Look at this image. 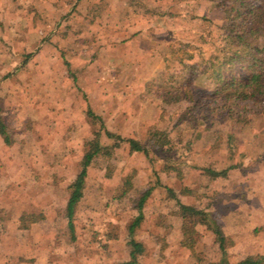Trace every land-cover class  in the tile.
I'll return each mask as SVG.
<instances>
[{"label":"rangeland","instance_id":"374dc122","mask_svg":"<svg viewBox=\"0 0 264 264\" xmlns=\"http://www.w3.org/2000/svg\"><path fill=\"white\" fill-rule=\"evenodd\" d=\"M51 1L46 2L44 0L42 2V5H45L44 9L42 13L36 12L35 19H53V21L60 23L59 26L53 29L48 27L46 30L59 31L62 38L61 43H73L77 37L85 33L93 41L96 37L94 34L96 20H100V23L118 20L117 26L108 30L109 34H112V38L111 35L109 36L103 31L104 42L101 46L108 47L110 51L114 45L120 43L123 46L120 52L126 53L128 50L124 45H130L129 50L131 51L128 56L133 58L136 55L139 58L137 59L141 64H139L141 70L144 68L146 75L141 79H134L129 68L130 64L136 61L126 57L123 59V63L120 61V56L123 54L119 55L118 53L116 56L118 55L119 58L117 56L113 60L115 64L113 69L107 72L109 76L107 74L104 79H101V82H98L101 88L99 95L95 93L96 88L89 78L83 79L82 76H79L74 82L76 86H80L83 98L84 94L87 93V97L95 102H92L93 107L104 104L103 107L109 111L110 99L107 100V98L112 97L117 106V108H113L114 110L112 109L116 114L115 119H113L116 122L112 127L115 131L118 129V135L122 134L125 137L130 136L139 140L149 153H131L128 146L115 144L116 140L110 141L103 134V142L114 145L113 153L111 156L98 157L91 166L86 182L85 198L75 213L73 220L75 232L72 233L64 217L66 211L65 205L62 203L67 195V189L64 186L67 184H62L61 175L64 174V171L55 172L53 189L51 190L46 189L48 184L45 185L43 181L47 176H50L52 167L59 165L60 169H63L68 160L71 161L69 178L72 179L77 174L76 167L79 170V166L75 165L74 162L79 160L84 140L89 139L95 130L99 131L102 128L107 130L105 121H103L104 125L102 126L98 121L95 123L87 119L86 123L79 125L81 129L86 128V133L79 130L81 132L78 134L79 136L76 135L77 133L74 135L71 132L62 131L60 128L62 125H59L51 132V138L42 139L40 144H35L37 135H35L36 132L33 133L34 130H28L27 136H19L17 139L18 150L20 149L24 153L27 143H33V146L35 145L38 150V165L31 166L32 168L28 167L25 171L22 170V175L26 178L22 179L21 185L24 188L22 194L20 193L22 200L19 201L23 203L24 208L33 209L38 213L44 212L49 216L38 223L33 231L24 232L23 240L18 241L17 245L8 244L10 248L4 245L6 251H0V264H84L85 262L88 263L92 257L100 256V254L104 259H110L107 256L109 250L112 248L116 250L117 244L123 245L127 241L129 224L138 213V200L142 193L149 188H153V192L144 206L145 221L146 217H149V221L150 218H153L155 227L150 228L151 230L147 232L144 228L143 233L137 237H140L145 243H149L150 253L159 247L160 260L173 258V255L180 254L177 241L182 240L181 238L184 236L183 242L187 245L189 243V246L192 247V251L182 253L183 259H186L188 264H197L194 258H198V264H217L221 249H218L216 243L212 244L211 249L213 250L211 251H207V246L202 245L199 247L200 252H194V241L200 238L203 229L201 228L198 234L194 230V222H202L206 219L190 213L185 216L182 215L183 218L179 219L175 215L179 210L177 202L181 201L185 205L194 207V188L202 191L207 186L208 193H205L210 198L219 225L222 224L218 220L225 216L223 209L231 214L233 210L238 211V204L242 197L245 196L247 202H250L252 206H257V196L253 201L248 198L252 195L253 185L248 189L244 185L241 188L234 185L235 189L231 190L232 195L229 196V192H226L221 198L227 199L229 202V198L232 197L235 199L233 202L235 204L230 207L224 206L220 203V196L212 195L216 183L209 179L210 176L205 170L213 168L228 171L243 168L244 174H242L244 176L252 172V176H248L244 181L245 184L257 179L253 175L256 172L260 173V170L257 171L255 164H264V108L246 103L248 110L245 117H247V122L236 123L232 119H223L217 116L208 118L209 116H205L200 108L194 104V101L181 100L175 102V97L166 96V92L176 90V87L181 86L184 82V72L178 65L180 58L185 61L193 58L192 60L196 61L201 55L207 59L213 55L221 56L217 46L219 43H223L225 30L228 27V22L223 18V13L207 0H144L146 4L144 8L136 5L139 0L137 2L134 0H115L116 7L114 12L110 14L108 8L105 9V0H101L96 6H101L104 10L99 13L94 21H91L92 23L88 25L89 28L84 27L85 25L82 23L65 29L61 28V25H63L62 22L66 16H68L67 20L79 21L82 15L84 19L90 21L95 15V6L91 7L94 3L88 0L90 1V5L87 6L88 10L85 8L86 5H81L79 12H74L75 15H72L67 9L72 6L74 0H53V3ZM39 2L41 1L39 0ZM5 3L6 11L0 10V19L5 13L8 19H20V15L26 19V10L16 14L12 9L13 6L10 8L8 2ZM34 3L31 0H23L24 6L33 7ZM186 7L189 11L187 16L196 17L191 20L195 25L191 26L188 32L179 30L175 35L176 39L172 41L170 46L164 42L167 39L164 30H162L161 36L158 34L154 36V40H147L153 36L151 33H155V30L147 28L148 22L142 23L145 18L143 16H149L154 21L162 9H166L163 10L166 12L170 8L172 11H176L177 8ZM83 10L85 11L83 12ZM153 11L154 13H152ZM155 11L158 13L156 14ZM32 14L35 15L33 12ZM112 16L113 18L110 20ZM115 24L113 21L112 25ZM7 30L8 34L11 30L14 32V28ZM2 31L0 28V34ZM25 31L29 33V28ZM64 35H66L65 39ZM138 35L140 40L136 37ZM59 45L61 46V44ZM73 45L75 46V43ZM88 46L89 48L94 47V49L99 47L96 42ZM134 49L137 50L136 54L133 52ZM90 52H94V50ZM88 55L90 56L91 53ZM97 58L96 56L94 59ZM99 67L101 68V65L97 66L98 69H100ZM66 80L72 83L73 77ZM195 80L198 87L211 88V81L205 77L196 76ZM23 81L28 82L26 75L23 77ZM147 81L149 85L146 86ZM88 98L86 99L85 95L87 101H89ZM49 127L50 130H53L52 125ZM72 128L73 126L71 131H73ZM20 146L22 147L20 148ZM68 151L71 153L69 156ZM7 152L10 156V151L7 150ZM31 169L34 170L33 176L41 179L37 180V183L33 181V177H29ZM221 177L225 178L224 176ZM228 180L230 181L231 178ZM31 182L33 183L30 186L29 183ZM258 183L255 186H259L260 189L263 186L260 177H258ZM219 184L221 185L222 182L219 181ZM169 187L174 188V190L172 192L167 191ZM185 188L190 189V191L182 192ZM199 191H197L198 194ZM47 195H49L47 198L51 197L52 200V203L48 205L46 204L48 199H45ZM174 196L178 198L175 199ZM29 198L33 199L32 203ZM3 226L5 227L6 224H2V230L4 229ZM210 227L213 226L210 224ZM14 239L13 236L12 240L14 241ZM34 239H38L37 242L39 243L36 242L34 245L32 241ZM4 240V237L1 238L0 244ZM39 244L41 250L36 253L35 246ZM48 245L50 247L56 245V252L52 254V251L46 250ZM33 254L38 255L39 258L33 259ZM212 254L214 259H210Z\"/></svg>","mask_w":264,"mask_h":264},{"label":"crops","instance_id":"0c3cea01","mask_svg":"<svg viewBox=\"0 0 264 264\" xmlns=\"http://www.w3.org/2000/svg\"><path fill=\"white\" fill-rule=\"evenodd\" d=\"M31 1L35 2V5L33 7L24 6L23 0H0V10H2L3 12L6 11L5 2H8L10 8L11 6H13L12 9L14 10V12H16V14L17 12H22L24 10L27 11V17H25L26 19H24L22 15H20V19H8L6 13L2 17V19H0V28H2L3 30L0 34V121H2L0 123H3L5 125V131L7 134L3 135L0 132V239L3 237L5 238L4 242H1L0 244V251H6V246L7 248L10 246L8 244L12 245V243H14L15 245H17L16 243L18 241L20 242L21 239L23 240L24 232L26 233V231L30 230L33 231V228L38 223L44 221L45 218L47 219V217L49 216L44 212L38 213L33 209H26L23 207V203L19 201L22 200L21 194L22 189L24 188L22 187L23 185H21L22 179L26 178L22 175V170L25 171V169H28V167L38 165V150L35 145L33 146V143L26 144L27 146L24 149V153L20 149H17V139L19 138V136H27L26 132H28V130H34L33 133L36 132L35 135H37L35 144H40V141L42 139H50L52 136L51 132L54 131V129H56L59 125H62V127H60L62 131L65 130L66 132H71L74 135L77 133L76 135L79 136L78 134H81V132L86 133V128L81 129V127L79 128V125L82 123H86L87 119H90L89 117H87L89 111H92L96 116L100 117L102 121H105L107 125L106 131L118 135V129H116L117 131H115V129L112 127V125H114V123L116 122V120H113L115 119L114 116H116V114H114L112 109L117 108L116 102L114 103L112 100L113 98H107V100L110 99L109 111H107L103 107L104 104L99 107L97 106V109L96 106L93 107V103L95 102H93V100L91 101V99L87 97V93L84 94L83 98V95L80 92V86H76L74 81L77 80L78 78L76 79V77L79 76H82L83 79L89 78L90 80H92L95 88L97 89V91L95 89V93L99 95L101 88L99 87L98 82H101V79H104L108 74L107 72L113 69L115 65L113 60L117 58L118 55L116 56V54L118 53L119 55L123 54V56H120V61H123V59H125L126 57H129V60L136 61L132 62L129 68L134 75V79H141L142 77H144V75H146L145 69L143 68V70H141V64L140 62H138L139 58L136 55H134L133 58L132 56H128L130 55L129 53L131 51L129 50L131 48L130 45H124L128 50L126 51V53L120 52L123 48L120 43H117L116 46L114 45L110 49V51L108 50V47H102V44L104 42L102 38L103 31H105L109 36L111 35L112 38V34H109L108 30L109 28L114 29L118 24V20H111L115 15L110 18L111 21L101 23L100 20L95 21L96 24H94V34L96 35V37L93 41L90 39V37H87V34L85 33L84 35L77 37L73 42L75 43V46H72L73 43H66L64 40L63 41L65 43L60 42L62 38L59 35V31L55 32L53 30H46L48 29V27L53 29L54 27L59 26L60 23L56 22L55 20L53 21V19H35L36 12L42 13L44 9L45 5H42V2L44 0H40L41 2H39V0ZM90 1L94 3L91 5V7L98 4L99 1L101 2V0ZM90 1L74 0L72 6L67 10L69 12L70 10H72L73 6L80 4L75 7L76 12H79V7L81 5H86L85 8H87V6L90 5ZM46 2H48V0H46ZM53 2L54 1L52 0L51 3ZM105 2V9L107 7L108 13L112 14L114 12L113 10L116 7V1L105 0ZM61 4L64 3L61 2ZM163 10L166 9H162V12H165ZM170 10H172V8H170ZM84 11L85 10H83V12ZM32 12L35 13V15H33ZM78 17H80V15H78ZM143 17L145 18L142 23L148 22L147 28L155 30V33H151L153 36H151V38H147V40L149 41L154 40V36L158 34L161 36L163 33L162 30L165 31L164 33L166 35H168L169 32L173 30L171 29V22H166V20L160 18L159 15L155 17L154 21L151 20L149 16ZM113 21L116 23L114 26L112 25ZM62 23L63 25H61V28L82 23L83 25H85L84 27H88V25L92 22L87 21L81 15L79 21L69 20L68 22L67 20H64V22ZM137 26L139 27L140 25L138 24ZM8 28H14V32L13 30H11L8 34ZM27 28H29V33H26L25 31ZM65 37L66 35H64V39ZM136 37L138 40H140L139 35ZM93 42H96L97 46H99L97 47V49H94V47L89 48L88 45L93 44ZM59 44H61V46ZM91 50H94V52H90ZM136 51V49L133 50L134 53ZM90 53L91 55L89 56L88 54ZM92 56L94 58L97 56L98 58L94 59ZM98 65H101V68L99 67L100 69L97 68ZM25 75L27 76L28 81L26 83L23 81V77ZM70 77H73L72 83H69V80L68 82L66 80L67 78L70 79ZM97 85L98 87H96ZM85 95L86 99L88 98L89 101L85 99ZM49 125H52L53 130H50ZM72 126L73 131H71ZM79 130L81 132H79ZM55 133H57V131H55ZM38 135L40 136L38 137ZM120 136L123 138H133L130 136L125 137L122 134ZM6 138H8V140ZM92 138L93 135H90L89 139ZM21 147L22 146H20V148ZM7 150L10 151V156ZM80 151L81 154L78 162H74V164L78 166L83 154V148ZM70 154V151H68V156ZM68 162V165H64L63 169H60L59 165H56V167H52L50 169V176H47L43 181L45 185L48 184L46 189L51 190L53 189V177L55 175V172L64 171V174H62L61 176L63 181L62 184H67L64 185L67 189V195L62 202L65 205V209L71 192V183L74 181L76 175L80 171V166L79 170L76 167L77 174L72 179L69 178L71 161L69 163ZM93 163L91 164V166L93 165ZM91 166L88 169V175ZM255 166L257 167V171L260 170V173L256 172L253 175L257 177L255 181L252 180V182L249 184L244 183L248 176H252V172L248 173L247 176H244L243 168L228 170L226 172L229 175L228 177H219L214 180L216 185H214V192L212 193V195L216 194L220 196V203H222L224 206L230 207L235 204L233 203L235 199L230 197L228 202L227 199L221 198L223 193L225 195L226 192H229V196H231V190L235 189L234 185L240 188L242 187V185H244L247 187V189L251 185H253L252 195H250L248 198L253 201V199L257 196L256 199L258 200V204L256 207L252 206L250 202L248 203L247 198L244 196L241 198L242 200L240 199L239 201L240 203L238 204V211L233 210L231 214L228 213L227 210L223 209V214H225V216L220 217L218 221L222 225H219L217 222L216 214L213 212V205L211 204L210 198L207 199V197H205L201 200H195L196 205L200 206L199 208H204L205 212L210 214L207 219L205 218L206 221L194 222V230L198 234V231L203 228L202 232L200 233V238H197L196 241H194V252H200L199 247L202 245H206L207 251H211L213 250L211 249L213 247L212 244L215 243L218 245V249H221L218 235L214 230V226L216 224L221 228L224 237V249L220 250L221 254L219 255V259L217 258V264H242L248 258L256 259L259 257L263 258L262 264H264V164L256 163ZM222 170L219 169L217 171ZM33 175L34 170L31 169L29 177H33V181L37 183V180H39L40 178L38 179L37 176ZM258 177L261 178V182L263 184L260 189L259 186H255L259 184ZM228 178H231V180L229 181ZM219 181L222 182L221 185L219 184ZM32 183L33 182L29 183L30 186L32 185ZM194 190L199 191L195 188ZM207 191L208 188L207 186H205L202 191H199L198 195H205V192ZM85 194L86 183L84 196L82 200L77 204L75 213L79 205L83 202ZM48 196L49 195L45 197V199H48L46 200L47 205L52 203L51 197L47 198ZM29 200L32 203L33 199L29 198ZM26 202L28 203V200H26ZM26 214L36 216L42 215L43 218L40 219V221L30 224V228L24 229L21 226V220ZM64 215L68 224L66 213H64ZM175 215L179 219L183 218L182 214L179 212L177 214L175 213ZM137 216L138 213L136 217ZM145 216L146 214L143 209V220L135 229L134 233H131L130 226L136 218L134 217V220L129 224L128 236L126 239L127 243L125 242V244L123 245L117 244L116 250H114V248L109 250L110 254L108 253L107 256L110 257V259H108L107 257V259H104L100 254V256H94L90 261H88V263L85 262L84 264H130V262L133 261L131 254L132 247L129 243L131 238L142 243L144 246V252L137 255V258L135 260L136 262H134L133 264H188L187 260L183 259L182 253H184L185 251L190 252L189 250L192 251V247L189 246V243L187 245L185 242H183L184 236L183 238H181L182 240H179V242L177 241V246L179 248L178 252H180V254H176V251V255H173V258H163L162 260H160L161 255L159 247H156L155 250H152V253H150L148 249L149 243H145L140 239V237H137V235L143 233L144 228L147 232L148 230H151L155 227L154 219L150 218L149 221V217H146L145 221ZM4 223L6 224V226H3L4 229L2 230V224ZM7 223L9 225L8 229ZM210 224L213 226L212 228L210 227ZM13 236L15 238L14 241L12 240ZM34 240L32 241L35 245L38 239ZM4 245L6 246L3 247ZM39 246L40 244L38 246H35L36 253L41 250V247ZM55 246L50 247L48 245V248L46 250L52 251L51 253L53 254V252H56L57 249ZM99 252L102 253V251ZM207 256L209 257L208 254ZM32 258H39V256L33 254ZM210 259H214L213 254ZM194 261L197 264L199 262L198 258H194Z\"/></svg>","mask_w":264,"mask_h":264},{"label":"trees","instance_id":"16d2710c","mask_svg":"<svg viewBox=\"0 0 264 264\" xmlns=\"http://www.w3.org/2000/svg\"><path fill=\"white\" fill-rule=\"evenodd\" d=\"M134 1L137 2V0ZM207 1L213 3L216 9L223 13V18L228 22L224 41L217 46L218 49H220L221 56L213 55L207 59L201 55L202 57L200 56L196 61L192 60L193 58L189 61L180 58L178 65H180L182 72H184V82L181 86L178 85L176 90L167 91L166 96L175 97V102L181 100L194 101V104L200 108V111H202L205 116H209L208 118L217 116L223 119H232L236 123L247 122V117L245 116L248 110V104L254 106L258 105L264 108V0ZM136 5L142 8L146 7L144 0H139ZM76 6L77 5L73 6L72 10L69 11L70 14L75 15ZM94 6L95 15L89 22L94 21L99 13L104 10L101 6ZM152 13H154V11ZM155 13L157 14L158 12L155 11ZM188 13L187 7L176 11L169 9V11L158 13L160 18H163L166 22H171V29H173L169 32L166 37L167 39L164 41L166 45L168 44L170 46V44H172L179 30L188 32L191 26L195 25L191 20L196 17H188ZM67 19L68 16L64 18V20ZM67 21L69 22V20ZM70 27L72 26L64 28L70 29ZM196 76H203L205 79H208V81H211V88L198 87L195 80ZM147 85H149L148 81L146 82V86ZM246 103L247 105H245ZM88 117L91 121L95 123L98 121L102 126L104 125L102 119L96 116L92 111L88 112ZM0 125V132L3 135H7L5 125L3 123H0ZM103 134H105L106 138L110 141L116 140L115 144H125L128 146L131 153H149L147 148L144 147L139 140L135 138H123L120 135L109 133L103 130V128L99 131L95 130L92 139L85 140L83 144V154L79 163L80 171L71 183V192L65 209L68 225L72 233L75 232L73 222L74 213L77 204L84 196L89 167L98 157L111 156L113 153L114 145H110V143L105 144L103 142ZM6 139L8 140V138ZM205 172L210 176L209 179L211 181L221 176H226L227 174L226 170L217 171L213 168H209L205 170ZM107 175H109V173H107ZM172 190H174V188H167V191L172 192ZM187 190L190 191V189L185 188L182 192H186ZM152 192L153 188H149L142 193L139 198L137 204L138 216L130 226L131 233H134L135 229L143 220V209ZM205 197L209 199L206 194L198 195L197 191L194 190V207L178 201V212L184 216L190 213L207 219L209 213H206L204 208H199L200 206H197L195 203L196 199L201 200ZM173 198L176 199L178 197L174 196ZM42 218V215L36 216L26 214L21 220V226L24 229H28L31 226L30 224L40 221ZM214 230L218 235L220 248L224 249V237L221 228L215 224ZM129 243L132 247L131 254L133 259L130 264H133L136 262L137 255L144 252V246L133 238H131ZM262 262V257L256 259L248 258L242 264H262Z\"/></svg>","mask_w":264,"mask_h":264}]
</instances>
